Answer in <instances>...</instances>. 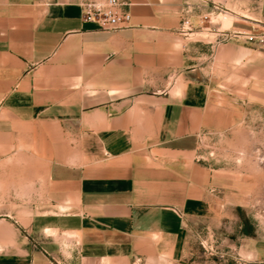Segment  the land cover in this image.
<instances>
[{
    "label": "crops",
    "instance_id": "crops-1",
    "mask_svg": "<svg viewBox=\"0 0 264 264\" xmlns=\"http://www.w3.org/2000/svg\"><path fill=\"white\" fill-rule=\"evenodd\" d=\"M81 1L0 0V264H264V238L228 220L255 189L199 155L264 84L240 87V41L180 32L227 0H124L117 30Z\"/></svg>",
    "mask_w": 264,
    "mask_h": 264
},
{
    "label": "rangeland",
    "instance_id": "rangeland-1",
    "mask_svg": "<svg viewBox=\"0 0 264 264\" xmlns=\"http://www.w3.org/2000/svg\"><path fill=\"white\" fill-rule=\"evenodd\" d=\"M226 2L223 5L212 6L211 14L205 19V26H208L209 30L202 29V24L196 23L187 36L192 39L213 40L214 29L218 27L221 29L227 28L222 24L221 17L223 15L228 18L231 17L232 25L228 28H246L250 25L247 21H251L242 17L239 11H246L245 13L255 17L250 12L258 11L261 0H227ZM260 18L264 22V17ZM240 42L238 44L249 47L243 48L248 50V55L245 56V59L239 65L243 75V83L240 87L245 92L250 91L251 86L246 81L251 76L254 80L259 81V85L263 86L264 84V44L256 39L252 41L240 40ZM217 62V60L214 61L211 66H218ZM210 72H214V69L211 68ZM167 81L169 83L170 79L168 78ZM213 87L216 86L214 85ZM233 87L234 85L226 86V89L233 91ZM244 108L250 112L245 113L243 122L238 124L237 128L233 127L231 130L228 129L227 132H214L206 134L204 137L201 136L199 155L201 158L203 156L210 157L216 167H221L225 174L231 176L234 182L242 186L246 192L249 191L250 186H253V189H255L253 197H251L253 208L251 205H244L242 208L234 207L232 210L234 215L228 220H231L232 223L240 221L248 235L264 238V97L257 106L258 113L254 112L255 108L253 106H245L244 104ZM246 192L245 194L248 193ZM246 199L249 200L250 196ZM256 224H258L259 229H256ZM234 228V224H232L231 228L228 227L223 232L233 235L235 232ZM199 236H202V234L200 233ZM195 237V242L199 241L197 236ZM195 248H197L196 244ZM196 250L199 252L196 264H203L204 255L201 250ZM219 259L221 258L214 257L211 264H238L230 260L223 263Z\"/></svg>",
    "mask_w": 264,
    "mask_h": 264
},
{
    "label": "built area",
    "instance_id": "built-area-1",
    "mask_svg": "<svg viewBox=\"0 0 264 264\" xmlns=\"http://www.w3.org/2000/svg\"><path fill=\"white\" fill-rule=\"evenodd\" d=\"M79 5L81 21L96 24L103 30H117L127 26L130 21V14L126 9H123L127 5L124 0H82ZM250 21V25L246 28L221 29L219 27L220 29L215 30L219 33L218 37L222 41L230 39L252 41L256 39L264 44V22L256 19ZM203 29L209 30V27L206 26ZM190 31H192L191 23L189 19L185 18L181 22L180 32L188 34Z\"/></svg>",
    "mask_w": 264,
    "mask_h": 264
},
{
    "label": "bare ground",
    "instance_id": "bare-ground-1",
    "mask_svg": "<svg viewBox=\"0 0 264 264\" xmlns=\"http://www.w3.org/2000/svg\"><path fill=\"white\" fill-rule=\"evenodd\" d=\"M221 19H222V24L224 27H228L230 25L231 17L228 18L226 15H223Z\"/></svg>",
    "mask_w": 264,
    "mask_h": 264
},
{
    "label": "trees",
    "instance_id": "trees-1",
    "mask_svg": "<svg viewBox=\"0 0 264 264\" xmlns=\"http://www.w3.org/2000/svg\"><path fill=\"white\" fill-rule=\"evenodd\" d=\"M247 232V231H246Z\"/></svg>",
    "mask_w": 264,
    "mask_h": 264
}]
</instances>
